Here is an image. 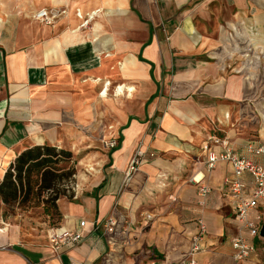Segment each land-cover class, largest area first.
Listing matches in <instances>:
<instances>
[{
  "label": "crops",
  "instance_id": "1",
  "mask_svg": "<svg viewBox=\"0 0 264 264\" xmlns=\"http://www.w3.org/2000/svg\"><path fill=\"white\" fill-rule=\"evenodd\" d=\"M41 8L65 12L46 24L35 17ZM77 11L91 15L87 25ZM263 40L264 0H0V183L28 148L72 151L75 195L57 200V224L82 233L57 250L48 227L22 234L4 220L10 205L0 194V264H180L200 219L207 247L198 264H264L261 235L254 257L235 259L232 164L208 170L202 150L227 137L253 157L247 143L264 141L253 53ZM112 136L114 148L105 145ZM98 143L108 150L101 169L76 191L75 152ZM140 148L155 155L125 183ZM243 181L251 191L252 177ZM258 211L264 224V203Z\"/></svg>",
  "mask_w": 264,
  "mask_h": 264
},
{
  "label": "built area",
  "instance_id": "2",
  "mask_svg": "<svg viewBox=\"0 0 264 264\" xmlns=\"http://www.w3.org/2000/svg\"><path fill=\"white\" fill-rule=\"evenodd\" d=\"M62 12L65 11L41 8L36 11L35 17L46 24H53L56 17ZM77 15L84 19L82 25L89 23L91 15L85 18L80 11H77ZM117 144L118 137L112 136L105 140V145L108 147L114 148ZM213 146L218 148H213ZM202 150L207 153L206 167L208 170H212L221 161H229L232 164L234 176L226 179V192L234 200L235 218L240 226V235L232 239V245L235 249L234 257L238 260L250 259L256 255L254 241L256 237L261 235L263 226V216L258 208L264 203V164L255 158L264 156V141L253 140L247 143V150L253 157H246L237 153L227 137L211 138L203 143ZM154 155V152H148L142 148L138 149L129 163L125 183H128L147 156ZM245 175H250L253 180V187L249 192L245 191L246 184L243 181ZM192 180L199 185L201 196L205 197L212 192V188L203 182V178H197V175H194ZM109 229L112 230V226ZM206 233V224L204 220L200 219L198 231L191 240V247L180 264H198L196 255L207 247ZM49 237L53 248L57 250L63 245L80 241L82 233L57 226L50 230Z\"/></svg>",
  "mask_w": 264,
  "mask_h": 264
},
{
  "label": "trees",
  "instance_id": "3",
  "mask_svg": "<svg viewBox=\"0 0 264 264\" xmlns=\"http://www.w3.org/2000/svg\"><path fill=\"white\" fill-rule=\"evenodd\" d=\"M73 153L50 145H35L22 151L6 170L0 183V194L9 205L35 202L43 204L48 213L61 218L57 200L74 197L71 188L76 169L68 166Z\"/></svg>",
  "mask_w": 264,
  "mask_h": 264
},
{
  "label": "rangeland",
  "instance_id": "4",
  "mask_svg": "<svg viewBox=\"0 0 264 264\" xmlns=\"http://www.w3.org/2000/svg\"><path fill=\"white\" fill-rule=\"evenodd\" d=\"M255 43H260V40L255 39ZM244 45L245 44H242V46ZM253 53L256 55L255 58H257L258 78L264 80V46H258L257 49L255 48L253 50ZM107 152L108 150L103 145H101V143H98L97 152L84 148H82V150L79 152H75L77 155L76 157L79 158L76 159V162H80L78 182L75 183L76 191L79 190L82 192L88 187L90 183V177H92L97 172V170L101 169V156ZM93 154H97V157L92 158ZM73 159L75 160L74 153ZM91 167H94V169H91ZM4 218L5 221L9 219L11 224H16L18 226L20 225L22 228V234L25 235H28L30 233L29 231L34 232L35 235H41L42 232L37 233L32 229L36 228V230L38 229L40 231L41 229H44V227H48L49 234L52 228L59 226L57 224V215L53 216L52 213H48L43 204H36L34 201L20 205H10L4 215Z\"/></svg>",
  "mask_w": 264,
  "mask_h": 264
},
{
  "label": "water",
  "instance_id": "5",
  "mask_svg": "<svg viewBox=\"0 0 264 264\" xmlns=\"http://www.w3.org/2000/svg\"><path fill=\"white\" fill-rule=\"evenodd\" d=\"M261 236H264V224H263L262 229H261Z\"/></svg>",
  "mask_w": 264,
  "mask_h": 264
},
{
  "label": "bare ground",
  "instance_id": "6",
  "mask_svg": "<svg viewBox=\"0 0 264 264\" xmlns=\"http://www.w3.org/2000/svg\"><path fill=\"white\" fill-rule=\"evenodd\" d=\"M91 169H94V167H91Z\"/></svg>",
  "mask_w": 264,
  "mask_h": 264
}]
</instances>
